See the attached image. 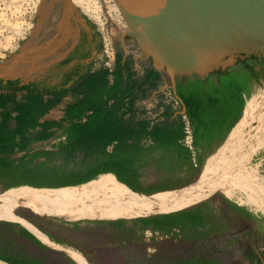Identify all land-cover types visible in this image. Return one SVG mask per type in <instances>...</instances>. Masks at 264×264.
Here are the masks:
<instances>
[{
    "label": "crops",
    "instance_id": "1",
    "mask_svg": "<svg viewBox=\"0 0 264 264\" xmlns=\"http://www.w3.org/2000/svg\"><path fill=\"white\" fill-rule=\"evenodd\" d=\"M78 47H84L86 55L75 60L76 63L64 73L54 91L67 90L64 99L40 122L63 123L64 107L73 101L77 93L74 89L78 81L77 71L86 66L96 70L103 58L106 70L109 73L114 71L116 56L111 68L106 67L107 57L102 42L83 40L73 46L74 49ZM128 59L132 60V71L135 72L133 82L142 87L138 97L132 105L125 103L124 112L118 111L115 119L89 125L90 130H86L85 135L76 141L83 146L71 152V164L75 166L78 160L84 159L88 164L107 161L110 166L119 168L118 161H129L127 166L138 177L135 179L147 187L144 190L156 191L166 187V191L151 196L131 193L114 179L116 173L112 169L110 174L101 175L114 181L115 191L87 188L101 175L76 186L11 188L0 194V220L14 222L15 232L7 233L4 243H0V256L3 257L0 264H131L140 241L147 242L151 236L157 239L151 225L142 231L139 227L142 223H135L131 218L179 211L200 202L199 205H204L206 211L223 201L218 193L232 197L226 191L230 182L228 179L236 171L238 163L245 160L250 163L255 152L264 144V126L252 142L249 128L253 122H242L241 119L221 148L210 156L209 153L216 151L224 141L231 123L236 122V104L232 94L219 90L221 76L197 82L199 88L190 92L188 86L194 81L182 79L173 85L161 74L158 81L151 83L146 80L148 70L152 68L149 59L146 56H122L121 68ZM65 68L64 64L53 74V78ZM21 80L24 83L40 82L31 78ZM193 112L197 116L196 122L192 121ZM185 118L192 126L194 156L180 141L182 120ZM64 125L61 128L58 125L52 131V136L62 143L65 141ZM55 127L53 125L52 128ZM249 141L251 147L248 148ZM205 157H209L207 161ZM204 159L206 164L198 177L199 164ZM117 175L125 179L128 174ZM158 184L161 185L156 188ZM32 189L51 193L24 195ZM112 196L119 198V207L114 206L117 211L94 216V203L107 201ZM19 208L23 219L13 213Z\"/></svg>",
    "mask_w": 264,
    "mask_h": 264
},
{
    "label": "trees",
    "instance_id": "2",
    "mask_svg": "<svg viewBox=\"0 0 264 264\" xmlns=\"http://www.w3.org/2000/svg\"><path fill=\"white\" fill-rule=\"evenodd\" d=\"M120 58V54H117L115 69L112 73L104 67V58L96 70H93L92 66H86L77 71L78 81L74 85L77 93L73 101L65 105L61 118V123L65 124L62 127L65 141L59 144L61 149L53 153V157L48 158L53 161L61 159L64 162L61 166L43 167L37 160L41 156H46L47 152H33L30 144L38 139L52 136L53 132L50 129L56 123L40 122V120L49 110L62 102L67 90L48 94L36 87L11 86L7 91H0V182L3 183L0 189L21 184L33 187H59L75 185L96 177V175L81 177L88 164L84 159L75 166H70L72 146H83L76 141L85 135L86 130H90L89 125L98 124L105 119H115L118 111L124 112L125 103L132 105L138 97L142 87L137 86L138 82H133L135 72L132 71V60L128 59L121 68ZM160 77L161 73L151 68L148 70L146 80L152 83L158 81ZM143 94L142 90L141 95ZM244 102L245 99L240 97L236 100V121L241 116ZM196 119L197 116L193 112L192 121L196 122ZM83 120L86 122L81 123ZM62 124H58L60 128ZM233 125L234 122L225 136ZM19 152H23V155L13 159V156ZM205 159L199 164L198 175ZM106 162L100 161V164L109 166L102 172H110L113 168ZM128 162L118 161L119 168L137 179L138 177L133 175L127 166ZM42 170L66 172L75 176L56 184L33 182L22 176L19 177L20 174H34ZM116 178L126 184L123 177L117 175ZM128 187L142 194L166 189V187H160L156 191H148L135 186ZM221 197L222 204L206 211L202 210L200 202L179 211L133 219L135 223H142L139 226L141 230L151 225L152 231L158 230L165 236L160 239L151 236L147 242L140 241L131 258V264H223L220 259L208 253L211 244L208 242L209 236L216 231L224 233L232 230L233 225L241 226L242 221L249 220L252 215L247 206H238ZM14 224V222L0 220V243H4L7 233L15 232ZM171 231L172 233L168 234ZM0 258L3 257L0 256Z\"/></svg>",
    "mask_w": 264,
    "mask_h": 264
},
{
    "label": "water",
    "instance_id": "3",
    "mask_svg": "<svg viewBox=\"0 0 264 264\" xmlns=\"http://www.w3.org/2000/svg\"><path fill=\"white\" fill-rule=\"evenodd\" d=\"M103 1H99L102 4L101 15L103 20L109 22L108 25H112L113 21L118 24V19L121 21L127 15V17L132 18L130 22L134 26L139 25V29L142 30L139 34L141 37L136 40L135 38L132 39L149 59L152 68L165 76L173 85L182 79L192 80L195 85H198L197 82L232 73L243 62L256 60L264 62V0H110L111 2L107 1V3ZM42 4L43 0H40L38 6L27 14L21 12L15 14L10 10L0 11L4 14L5 22L9 27L18 24L20 30L19 33L12 32L13 28H4V23L0 20V29H5L2 30L0 36V50L2 51L0 55V81L16 80L36 73L48 66L50 62L64 57L74 45L83 40H94L108 44L115 43L116 37L111 42L108 39L111 36L110 34L99 32V30L87 26L89 23L92 26L95 24L93 22H96L90 20L89 16L85 20L79 18L80 20L74 21V14L77 13L75 10L71 12L72 15H69L71 13L66 10L52 13L49 16L48 14L42 16V11H39ZM111 4L116 5L119 11L111 9ZM29 25H31L30 29L27 28ZM77 25H80L82 30L87 28V32H83L90 34L91 37L79 39L83 36L80 34L77 40L72 41L71 44H69L70 40L65 41L57 51L59 55L51 58L50 62L41 65L42 59L36 56V54L40 55L38 52L36 54L29 53L33 56L26 58L27 53L30 51L28 48L33 46L32 43L27 42L26 37L37 36L41 38L40 40L55 36L62 38L66 32H71L70 29L66 30V28L78 29ZM6 36L11 37L9 41L15 49L12 47L4 48L6 44L2 39H5ZM67 39L73 40V37ZM2 46L4 47L1 48ZM252 93L259 95L261 102L258 101L260 106H257L256 112L258 116L259 114L262 115L264 113V108H262V105L264 106V79L260 84L254 86ZM252 93L248 96L249 98L247 97L248 99L245 98L241 116L227 132L228 134L222 144L211 155L221 148L230 131L243 118L247 102L251 99ZM104 173L110 174V172H103L99 175ZM95 178L68 186L84 184ZM114 179L126 187L128 191L138 195L151 196L166 191L161 190L150 194H142L128 188L115 177ZM20 186L29 185L21 184L0 189V194ZM60 187L66 186L55 188ZM20 209H16L13 213L16 217L23 219L20 216ZM252 210L254 213H264L263 210ZM247 260L248 264L251 260V264H264V248L261 249L253 245L249 250Z\"/></svg>",
    "mask_w": 264,
    "mask_h": 264
},
{
    "label": "rangeland",
    "instance_id": "4",
    "mask_svg": "<svg viewBox=\"0 0 264 264\" xmlns=\"http://www.w3.org/2000/svg\"><path fill=\"white\" fill-rule=\"evenodd\" d=\"M87 1L88 0H43V4H42V6H40L41 8L39 9V11H42V16L47 15V14L49 16L52 13H58L60 11L68 10L71 13V12H74V10H75V12H77V13L74 14V21L80 20L82 18H84V20H85L87 18V16H89L90 20L92 19L93 21H96V22H93L95 24L92 23L93 24L92 26L90 25V23L89 24L86 23L89 28L97 29V30H99V32H102V33L104 32V33L110 34L111 36H109V38L111 39V41H113L114 37L117 38L115 43L109 44L111 46V50H112L113 55L116 56L117 54L118 55L120 54L121 58H122V56H130L132 58L137 57V56H140V57L145 56L143 54V51L141 50V48L137 45V43L134 40H132V38L131 39L126 38L125 40H123L121 42V40L123 39V35L125 33L129 32L128 26H127L126 22L124 21V19H122L121 21H120V19H118V22H117L118 24H116V22L113 21L111 23L112 25H108L109 22L107 20H103L102 15H101L102 4H100V2H99L100 0H94L95 3L98 5L97 10L94 9L92 2H90V4H88ZM107 1H110V0H104L103 2L107 3ZM10 2L13 3L15 1L14 0H0V11L3 12V11H6L8 9L12 13H15V14L20 13V12L23 14L24 13L27 14L28 12L33 10L36 6H38L40 0H23L22 3L17 6L18 9L16 11L13 9L12 3H10ZM111 5H110L111 9H114L113 6H111ZM69 15H72V13ZM0 16H1L0 20L2 21V23H4V25H3L4 28H11L12 27L13 28L12 32H16V33L20 32L18 24H14L15 26L12 25L9 27V26L5 25L6 18L4 17V14L0 13ZM76 27H78V29L77 28L74 29L73 27L66 28V30L70 29L71 32L65 33V36H64L65 39H64V37H62V38L58 37L57 38L56 36L52 37L50 39H45V40H43V39L40 40L41 38H39L37 36L26 37L27 42L33 44V46L28 48V50H30V51L27 53L26 58L28 56H33L29 53H35L36 54V52H38V53H40V55L36 54V56H38L39 59H42V62L40 63V65H41L42 63L50 62L51 58L57 57L59 55V52H57V51L65 43V41L70 40L69 44H71L72 41L77 40V37H79L80 34L83 36L80 37L79 39H87L88 37H91L90 34L83 32V31L87 32L86 31V30H88L87 28H85V29L83 28V30H82L80 25H77ZM27 28L30 29L31 25H29V27H27ZM2 30H5V29H3V28L0 29V36L2 35V32H3ZM68 37H70V38L73 37V40L67 39ZM10 39H11L10 36H6L5 39H2L3 41H5L4 44H6V46L4 48L12 47L15 49V47L9 41ZM36 42H38V43H36ZM104 43H102V45ZM39 49H40V51H39ZM1 52L2 51L0 50V55H1ZM86 53L87 52H86V49L84 47L83 48L78 47L75 49L72 48L71 50H69L67 52V54L64 57L59 58L58 60H56L54 62H50L49 65L46 66L45 68H43L42 70L24 77V78H31V79H39L40 82L24 83L21 80L23 78L16 79V80L0 81V91L8 90L11 88V86H29V87L40 88L43 91H45V93H48V94L52 93L58 88V85H60L61 78L63 77L64 73L69 71L73 67V65L76 63L75 60L82 59L86 55ZM64 64L66 65V68L61 70L59 73H57L56 76L53 78V74L56 73V71H58L60 69V67L63 66ZM188 88H189L190 92H192V91H196L199 87H198V85L193 84V85H189ZM250 100H251V103H250L251 106L248 107L249 105H247L245 115L242 118V122L248 121V120L253 122L252 127L249 128V131H251V133H252L251 140H253L252 142H254L256 139V135L261 132L260 129H262L264 126V113L262 114L263 115V118H262V115L259 114V116H258V113L256 112L257 106H260L258 104V101L261 102L259 100V95L252 93ZM262 108H264L263 105H262ZM52 114L53 113H51V115ZM250 143H251V141H249V143L247 144L248 148L251 147ZM41 146H42V144L41 145H35V147H41ZM43 146H45V145H43ZM33 148L34 147H30L31 151L33 150ZM19 153L20 154H16L15 156H13V159H16V157H20L23 155V152H19ZM80 161L81 160H78L77 162H80ZM37 162L39 164H41L43 167H45V166L48 167V166H52V165H59V166L64 165V162L62 160L61 161H53V160H50L46 157L39 158L37 160ZM250 162L251 163L247 162V164L252 168L254 167L253 172L255 175L256 174L258 175L257 166H255V164H252L255 162V160L252 158V160ZM242 164H243L242 162L238 163L237 168H239L240 165H242ZM246 165L244 164V166H246ZM70 166H72V164H70ZM20 176H22V178L31 180L33 182L56 184V183H60V182H63L65 180H68V179L74 177L75 174H69L66 172L61 173L58 171L57 172H55V171L49 172L46 170H42V171L36 172L34 174H31V173L30 174L29 173L20 174L19 177ZM257 177L259 178L260 176H257ZM260 178L263 179L262 177H260ZM123 184L128 187L127 184H125V183H123ZM160 185L161 184L156 185V188H158ZM236 195L238 196L239 193H236ZM201 208H202V210L205 211L204 205L201 206ZM161 214H167V213H161ZM161 214H153V215H161ZM120 219H123V218H120ZM255 224H257V223H255ZM142 231H144V229H142ZM154 232L157 233L155 235L157 239H160L161 237L165 236V234L160 233L158 230L152 231V233H154ZM186 232H189V231H186ZM231 233L232 232L229 233V231H225L224 233L216 231L213 234H211L209 236V239H208V242L211 243L210 244V250L208 253L210 255H212L213 257L220 259L223 262V264H248V260L246 257L248 251H247L246 246L248 245V242L250 241V239H248V236L246 237L245 234L242 233L240 227L236 228V236L231 234ZM258 241L259 240L256 238V240H252L251 243L254 244Z\"/></svg>",
    "mask_w": 264,
    "mask_h": 264
},
{
    "label": "flooded vegetation",
    "instance_id": "5",
    "mask_svg": "<svg viewBox=\"0 0 264 264\" xmlns=\"http://www.w3.org/2000/svg\"><path fill=\"white\" fill-rule=\"evenodd\" d=\"M263 79H264V62L260 60L246 61L243 62L240 65V67L235 71H233L232 73L226 74L225 76H221V78L219 79L220 81L219 90L221 91L225 90L231 93L232 94L231 98H233L234 102L236 103L238 97L243 99L247 98L252 93L254 86L256 84H260V82ZM55 123H56V127L54 129L51 128L50 131H53L58 128L59 123L57 122ZM61 143L62 142H60L59 138L49 136L34 141L33 143L30 144V147H34L32 150L33 152L46 151L47 155L41 157L51 158L53 157L52 155L53 153H56L61 149V146L59 145ZM41 144H42L41 147H35V145H41ZM72 147L74 151L77 149L76 145ZM16 154H20V153H16ZM253 159L255 160L254 163L258 164V175L264 179V147L255 153ZM108 168L109 166L107 165H103V164L92 165V163H90L85 166L84 174L81 175V177L84 178L86 176L88 177L91 175H96L97 177L100 173H103L102 171H105ZM112 171H114V174L116 173V176L117 174L123 173L120 168H116V167H113ZM125 179H126V184L130 187L135 186L143 190L147 188L145 185L137 181L135 178H132L131 176L127 175V178ZM2 185L3 183L0 182V188L2 187ZM218 194L226 198L229 202H232L238 206H247L245 203L241 202V198L243 196L241 193H239L238 196L236 195V193H234V195L230 198L226 197L222 193H218ZM222 203L223 201H221L220 204ZM248 209L252 216L250 217L249 220L245 219L244 221H242L243 224L241 226H238L241 228L242 233L245 234L246 237L248 236V239H250L249 241L250 243L248 242V245L246 246L248 251L246 257H248L249 250L254 244L258 248L261 249L264 248V213L263 212L254 213L251 207H248ZM236 228L237 226L233 225V228L231 230L232 232L231 234L235 236H236ZM172 231L169 234H171ZM256 238L259 241L254 244L251 243L252 240H256ZM251 263L252 260L250 261L249 264Z\"/></svg>",
    "mask_w": 264,
    "mask_h": 264
},
{
    "label": "bare ground",
    "instance_id": "6",
    "mask_svg": "<svg viewBox=\"0 0 264 264\" xmlns=\"http://www.w3.org/2000/svg\"><path fill=\"white\" fill-rule=\"evenodd\" d=\"M14 1L15 2H13V3L10 2V3H12L13 9L16 11L18 9L17 6L20 5L23 0H14ZM90 2H92L94 9L97 10L98 9V5L95 3V1L94 0H88L87 1L88 4H90ZM127 2H131V1H127ZM111 6H113L115 11H117V12L119 11V8L116 5L112 4ZM127 16H125L124 21L126 22V24L128 26L129 32L125 33L123 35V38H129V39H131V38L134 39L135 38V40H136V39L141 37V35H139V34L142 32V30L139 29L140 27H139L138 24H136V26H134V24H132V22H130V20L132 18H129ZM5 25L8 26V24H6V22H5ZM108 39L111 41L110 38H108ZM3 47L4 46H2L1 48H3ZM250 103H251V100L248 101V104H247V105H249L248 107L251 106ZM243 143H244V141H243ZM263 147H264V144L257 151H259ZM229 160L230 159H228L227 161H229ZM247 162H248V160H245L244 162H242L243 164L240 165L239 168H237V169L235 168L236 171L228 179V180H230V182H229L228 187H226L227 188L226 191L231 196H233L234 193H241L243 195L242 198H241V201L243 203L249 205L250 207H252V209L264 210V179H261L260 177L258 178L257 176H259V175H257V174L255 175L254 172H253L254 171V167L253 168L250 167L247 164ZM244 164L245 165L247 164V165L244 166ZM252 164H255V166H257V169H258V164L257 163H252ZM228 165H229V163H228ZM230 167H231V165H230ZM87 188L93 189L94 191L95 190H102V189H109L111 191L117 190V187H116V184L114 183V181L109 176H106V175L99 176L94 182H92L90 185H88ZM49 193H51V192L44 191V190H38V189H32L29 192H25L24 195H42V194L44 195V194H49ZM118 199L119 198L117 196H112L107 201L103 202L101 200L99 202L94 203V216H97L99 214L105 215V214H108L110 212H114V210L117 209V208L115 209V207H119V206H117V204H119V202H118L119 200Z\"/></svg>",
    "mask_w": 264,
    "mask_h": 264
},
{
    "label": "built area",
    "instance_id": "7",
    "mask_svg": "<svg viewBox=\"0 0 264 264\" xmlns=\"http://www.w3.org/2000/svg\"><path fill=\"white\" fill-rule=\"evenodd\" d=\"M103 52L105 53L107 60H106V67L111 68L112 61H113V53L111 50V46L107 43L103 44ZM181 143L183 146H185L191 153V155H195L194 150V137L192 134V126L190 123V120L185 118L182 120V132H181ZM157 234V233H155Z\"/></svg>",
    "mask_w": 264,
    "mask_h": 264
}]
</instances>
